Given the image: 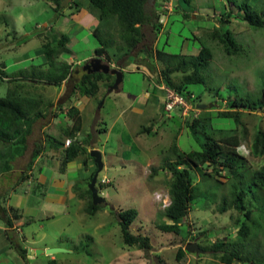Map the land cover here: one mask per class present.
<instances>
[{
  "label": "rangeland",
  "instance_id": "1",
  "mask_svg": "<svg viewBox=\"0 0 264 264\" xmlns=\"http://www.w3.org/2000/svg\"><path fill=\"white\" fill-rule=\"evenodd\" d=\"M72 1L80 3L81 13L70 10ZM174 1L176 4L168 15H163V8L156 12L160 16V22L165 25L163 31L156 35L152 28L144 27L143 41L132 53L135 56L128 62H120L126 70L120 91L111 93L100 103L93 101L92 107L86 110L79 107L83 112V130L79 140H87L88 146L93 143V147L99 148L105 165L99 177H106L112 182L103 188L97 185L107 205L91 216L86 211L88 201L79 199V194L89 188V177L97 168L93 161L90 175L85 176V172L81 171L75 180L76 186L80 187L79 190H73L77 197L70 198L69 192L61 191L65 201L55 196L58 190L51 182L45 187H37V183L35 185L33 177L30 176L28 184L22 187L26 189L34 186L35 189L32 194L25 195L21 189L15 187V176L4 180V176L0 175L1 205H6L7 208L14 206L21 211L37 210L36 216L30 217V220L34 219L32 224L23 225L24 232L20 229L14 233L0 232V264H221L220 253L215 254L204 247L227 241L229 236L231 240H235V219L231 218L232 215L236 217L235 211L222 214L217 210L219 204L202 207V202H199L198 205H193L179 235L165 233L158 228V224L166 220L161 218L166 204L157 200L156 196L160 194L163 200L169 199L171 174L161 171L153 176V169L159 168L165 158L176 159L171 151L175 141L186 152L200 150V143L187 128V119L182 117L178 108L171 113L172 118H168L164 110L165 92L158 87V80L155 78V72H159L161 65L156 60L147 58L143 50L148 47L165 50L170 54L197 55L202 44L209 47L214 58L210 67L202 71L206 82L201 86H192L189 90L202 95L201 103L196 105H207L205 110L210 109V114L216 117L218 111L227 107V99L243 97L246 93L257 94L264 84V28L251 27L241 17H233L230 24L223 25L221 15L227 10L239 12L237 6L246 1L262 15L264 0H236L234 6L228 0H189L188 3L184 0ZM166 3L163 0H149V12H154L156 7H166ZM89 6L90 0H67L64 4L65 12L60 14L46 0H0V17L8 23L7 27L4 20H0V65H4L10 75L38 66L44 62V58L37 55V50L45 42L67 34L71 39L70 53L63 55L62 59L80 62L81 66L78 68L82 70L99 48V42L93 37L99 20L97 13L89 10ZM164 9L167 11L170 7ZM222 25L243 46L241 54L230 57L218 42L209 38L212 31ZM151 67L154 68L153 71ZM79 76L80 73L75 79L78 80ZM74 82L65 85L61 97L60 87L40 85L25 89L23 96L53 101L56 106L48 112L46 119L35 124L33 135L29 137L27 155L22 160L13 162L14 170H26L31 152L36 145L44 143L47 134L59 136L63 129L68 128L69 121L70 126L73 124L71 118L65 114L70 109L66 102ZM10 86L6 82H0V98L6 97ZM109 90L110 88H102L105 91L104 96ZM147 92L152 95L151 99L147 97ZM217 94L220 97L215 99ZM61 105L62 110L59 108ZM131 106L142 110L134 111L131 115V112L125 111ZM214 123L229 130L236 128L231 120L216 118ZM243 123L248 136L242 143V153L248 156L250 168L257 170L264 164V159L252 157L251 145L257 129L264 130V113H245ZM150 126L154 127V133L141 135L136 139V130L141 131L143 127ZM102 128L107 129L108 133H101ZM48 150L47 154L50 155V151L54 149ZM9 174L12 176V172ZM197 174L199 182H202L203 175ZM218 179L225 187L208 181L206 188L209 194L218 196L217 202H220L221 196L230 188L226 178ZM204 188L205 182H202L200 191L207 193ZM50 189L52 192H48ZM16 195L17 200H14ZM62 195L59 197H63ZM128 209L138 210L139 216L133 223L132 230L150 238L151 250H141L124 244L117 214L120 210ZM28 220L25 217V221ZM4 225L3 219H0V226ZM259 240L263 242V248L264 236ZM1 242L5 243L7 249L12 247L13 250H4ZM193 242H197L205 253L187 252L186 246ZM25 246L27 262L21 257V250ZM32 246L40 249L61 248L66 252L32 255L28 253ZM179 249L186 252L180 260ZM263 249L260 251L263 252Z\"/></svg>",
  "mask_w": 264,
  "mask_h": 264
},
{
  "label": "trees",
  "instance_id": "2",
  "mask_svg": "<svg viewBox=\"0 0 264 264\" xmlns=\"http://www.w3.org/2000/svg\"><path fill=\"white\" fill-rule=\"evenodd\" d=\"M46 1L54 5L56 13L65 12L64 4L67 0ZM184 1L189 2V0ZM228 1L232 6L237 3L236 0ZM72 3L70 10L81 13L80 3L77 1H72ZM148 3L149 0H90L89 10L97 13L99 20L98 26L93 32V37L99 42V48L96 49L94 56L101 57L110 63H118V66L123 68L124 66L120 62L124 60L128 62L135 56L132 53L143 41L144 27L152 28L156 35L160 34L165 25L160 22V16L156 15V12H160L161 8H163V14L168 15L170 12L166 11L163 6L156 7L154 12H149ZM237 8L239 12L232 10L228 12L225 8L227 11L221 15L223 25L230 24L233 17H241V20L251 27L264 28V13L260 15L248 1ZM215 16L217 17V14ZM0 20L4 19L0 17ZM4 23L8 27L6 20ZM223 25L216 27L209 38L218 42L228 56L233 57L241 54L243 46L230 30L223 28ZM70 41L69 35L62 34L59 38L55 37L52 41L45 42L36 52L38 56H43L44 62L38 66H32L30 69L21 70L18 74L10 75L7 73L6 67L0 65V82H6L9 86L11 84L6 97L0 98V175L5 178L11 177L9 173L14 169L13 162L28 151L29 137L34 132L35 124L41 119H46L48 112L55 107V103L52 101L23 96L25 89L40 85L62 88L77 80L75 78L79 73L80 76L74 82L73 90L66 102L70 105L66 116L71 118L73 124L63 129L59 136L47 134L46 144L47 149L59 150L63 149L67 138L73 140L63 152L62 170H66L67 165L79 157H85V167L87 161L95 163L88 151V141L80 142L77 139L83 130V118L79 108L71 106V104L75 97H79L76 99L88 98L100 103L102 99L99 98V95L102 88L112 87L115 77L103 73L89 74L82 68L80 70V67L77 69L73 63L63 60L62 56L70 53ZM143 51L147 58L156 60L161 65L159 72H155L158 84L183 96L190 104V115L184 118L187 119V128L200 143V150L186 152L182 151L175 141L171 151L176 159L165 158L159 168L153 169V176H157L161 171L171 174L169 183L171 204L161 212V218L164 217L166 220L159 223L158 228L162 232L179 235L184 220L189 217L193 205L202 202V207H209L217 203L219 204L217 210L220 213L224 214L228 211L237 213L236 217L231 216L232 219H235L233 228L237 231L236 237L235 240H231V236H229L227 241L213 243L212 247H204V249L211 250L215 254L220 253L221 264H235L236 262L264 264L263 242L259 240L261 236H264V164L259 169L253 170L249 166L248 159L237 152V148L248 136L243 123L244 114L257 111L264 113V84L261 85L257 94L246 93L243 97L227 99V107L218 111L216 117L210 114V109L196 115V104L201 103L203 96L189 89L192 86L205 84L202 71L208 69L212 64L214 58L212 50L202 44L197 55L170 54L165 50L148 47ZM151 70L153 71L154 68L151 67ZM219 97L217 94L215 99ZM220 106L223 104L220 103ZM59 108L62 110V105ZM180 110L182 112V109ZM216 118L231 120L235 123L236 128L229 130L224 126L219 127L214 123ZM106 131L105 128L100 130L101 133H106ZM154 131L153 126L143 127L140 134L151 135ZM44 148L43 145L35 146L29 169L41 156ZM251 155L264 159V130L262 128H258L255 133L251 145ZM97 170L98 166L90 175L88 185ZM197 173L203 175L202 182H205L203 190H206L207 193L200 191L202 182H199ZM219 177L227 179L230 190H227L226 193L223 192L222 199L217 202L218 196L209 194L206 184L208 181H213L223 185L220 183ZM28 178V174L25 172L21 182ZM76 188L80 189L79 186ZM79 197L88 201L86 211L91 216L107 205H94L92 192L89 188L80 193ZM5 206H0V214L6 219L8 227L20 229L23 228V225H28V221L23 219L18 209ZM117 216L124 244L141 250H151L150 238L143 234H136L132 230V225L139 216L138 210H120ZM205 233L203 232V234ZM261 248L263 252L260 251ZM185 253L183 249H179L178 260L183 258ZM21 255L26 258L27 249L22 248Z\"/></svg>",
  "mask_w": 264,
  "mask_h": 264
},
{
  "label": "crops",
  "instance_id": "3",
  "mask_svg": "<svg viewBox=\"0 0 264 264\" xmlns=\"http://www.w3.org/2000/svg\"><path fill=\"white\" fill-rule=\"evenodd\" d=\"M61 89H62V91L59 94V97H61L62 96L61 94L64 93L65 86H63ZM146 95H147V97L149 99L152 98V95L149 92H147ZM103 96H104V92L101 91V93H100V99L103 98ZM130 96L132 97L131 99H134L135 100V97L134 96H132V95H130ZM75 99L73 100L71 106H76L78 108L80 107V108H82L84 110L88 109L89 107L91 108L92 107L91 104L94 101V100H90L88 98H80V99H76V100ZM80 108H79V110H80L81 115H82L83 112L81 111ZM140 110H142V109H140ZM140 110H138L134 106H131V107H128V108L125 109V111L131 112V115L133 114L132 112H134V111L139 112ZM122 113L119 115V117H121ZM131 115H130L129 118H131ZM128 121H129V119L126 121V124H128ZM70 124H71V122L69 121L68 126H70ZM97 125H99V124H97ZM106 133H108V130L106 131ZM80 135H82V133ZM134 136L136 137V139H139V137L141 136L140 131L136 130L134 132ZM46 139L47 138H44V143L42 144L43 146H45V148H44L45 150L42 152L41 156H39L37 158V160L35 161V163H34V165H33V167L31 169H29V167H30L29 165L31 163L32 154H33V151L34 150L31 152V157H30L29 162L26 165V167H27L26 170H23L22 169V170L16 171V170L13 169L12 176L11 177L12 178H13V176L16 177L15 187H17L18 189H21L22 192H24L25 195L32 194L34 192V189H35V188H33L34 186L33 187L29 186L26 189H24V187H22L25 184H28L27 181L29 180V178L31 176V177H33L32 178V181L35 183V185L37 183V187H40V186L41 187H45V185L48 184L49 182H51L52 184H54L53 187L58 190L55 196L59 200H63V201L66 200V198L62 194H60L61 191H63V190L69 192L70 198L77 197L76 194L73 192L74 188L77 187L76 186L77 185V182L75 180H77V178L79 176V172H81V171L82 172H85V176L86 175L88 176V174L92 170V163H91V161H87V166L85 167L84 166L85 157H79L78 159L80 161H78V159H76L75 161H73V162H71V163H69L67 165L66 170H62L61 169V163H62V158H63V152L67 148V146H64L63 149H59V150L54 149L52 152L50 151V155H48L47 152L49 150L47 149ZM93 140L94 139H92V141ZM94 142H96V141L94 140ZM92 144L93 143H89V145H90L89 146V150L91 149V147H92V149H98L99 150V148H97L96 146L93 147ZM26 155H27V152L25 153V155L17 158V160H22L23 158H25ZM27 170L29 172H27ZM25 172L28 174V177L29 178L27 180H25L24 182H21V178H22L23 175H25ZM8 178H10V177H8ZM5 179H7V178L4 177V180ZM23 190H25V191H23ZM48 192H52V189H50ZM60 195H62L63 197H59ZM15 199L17 200V195L15 196L14 200ZM19 199H18V203H20V200ZM79 199L81 201H84V202L86 200V199H81L80 197H79ZM10 207H13L15 209H18L19 212H20V214L23 216V219L24 220H25V217L27 219H29L28 222H27V224L28 225H31L32 224V222L34 221V219H31L30 220V217H31V215L36 216V212H37L36 209L35 210L32 209V210H28V211H23V210L21 211L20 208H17V207H14V206H10ZM0 219H3V221L5 222V225L4 226H0V232L3 233V232L11 231L12 233H14V231H18V229H16L15 227H13V228L8 227L6 225V219L1 214H0ZM41 229H44V227L41 226ZM20 231L24 232V229L23 228H20ZM9 240L11 241L10 238H9ZM25 241H27V240L25 239ZM4 245H5V243L1 242V246H2V248L4 250H9V251L10 250H13L12 247L10 249H7ZM24 249H27V247L25 246ZM30 249L38 250L40 248L39 247H33L32 246V247H30ZM46 249H49V247L42 248L40 250H46ZM22 258L24 259L25 262H27V260H26L25 257H22Z\"/></svg>",
  "mask_w": 264,
  "mask_h": 264
},
{
  "label": "water",
  "instance_id": "4",
  "mask_svg": "<svg viewBox=\"0 0 264 264\" xmlns=\"http://www.w3.org/2000/svg\"><path fill=\"white\" fill-rule=\"evenodd\" d=\"M89 74L95 73H103L105 75H112L115 77V82L113 86L110 88L108 94L114 93L120 90L121 85L124 81V72L121 69L112 68L109 63H107L103 58L95 57L91 59L83 68ZM197 108L199 110H204L207 108V105H198ZM91 157L94 158L95 163L98 166V170L95 173L90 185L89 189L92 192L93 203L94 205H102L106 203V200L99 196L98 189L96 187L98 178L101 172L104 170L105 165L103 163V154L99 150H92ZM186 251L190 253L204 254L205 251L200 248L197 242L189 243L186 246ZM59 252H66L64 249L55 248V249H46V250H33L29 249L28 253L32 255H42V254H56Z\"/></svg>",
  "mask_w": 264,
  "mask_h": 264
},
{
  "label": "clouds",
  "instance_id": "5",
  "mask_svg": "<svg viewBox=\"0 0 264 264\" xmlns=\"http://www.w3.org/2000/svg\"><path fill=\"white\" fill-rule=\"evenodd\" d=\"M163 1H165V2H167L166 3V7L165 8H169L170 7V9H168V11L169 12H172V9L174 8V4H176V2L174 1V0H163ZM179 5V4H178ZM72 12H73V10H71ZM164 15V14H163ZM144 35V34H143ZM95 57H97V56H94L93 58H95ZM92 58V59H93ZM101 58V57H100ZM105 60V59H104ZM90 60H88L87 62H86V64L89 62ZM106 61V60H105ZM70 62V61H69ZM70 63H73L74 65H75V67L77 66V68H78V66H81V63L80 62H75L74 61V59H73V61L72 62H70ZM107 63H109L110 65H111V67L114 69V68H116L115 67V63H110V62H107ZM85 64V65H86ZM116 69H121L123 72L124 71H126L125 69H124V67H123V69L122 68H116ZM158 87L162 90V91H165V97H166V101H165V108H164V110H165V112H166V114H167V116H168V118H172V116H171V113L175 110V109H182V112H181V114H182V116L183 117H188L189 115H190V112H189V114L188 115H184V113H183V108L181 107H176L172 112H168V111H166V104H167V95H168V90H170V89H168V88H166L165 86H160L159 84H158ZM121 88V87H120ZM106 90V89H105ZM120 90H118V92H119ZM170 91H172V90H170ZM105 92V91H104ZM117 92V91H116ZM174 92V91H173ZM175 93V92H174ZM177 94V93H176ZM108 95V96H107ZM107 95H105L103 98L106 100L108 97H109V95L110 94H108L107 93ZM178 95V94H177ZM183 97V96H182ZM99 98H100V95H99ZM103 98H101V99H103ZM184 98V97H183ZM54 103V102H53ZM188 103V102H187ZM188 105L190 106V104L188 103ZM55 106H56V104H55ZM205 110V109H204ZM204 110H200L199 111V109L196 107V115H198L201 111H204ZM181 111V110H180ZM199 111V112H198ZM66 115V114H65ZM81 134V133H80ZM80 134L78 135V137H77V139L79 140V136H80ZM80 141V140H79ZM73 142V140L71 139V138H67L66 140H65V145L64 146H67V148L70 146V144ZM81 142V141H80ZM91 145V144H90ZM89 145V146H90ZM243 145V144H242ZM242 145L241 146H239L238 148H237V152L240 154V155H242V156H244V157H246V158H248V156L246 155V153H242ZM89 146H88V151H89V153H90V155H91V151L92 150H98V149H92V147H91V149L89 150ZM100 151V150H99ZM94 159V158H93ZM91 163H92V161H91ZM97 172V171H96ZM103 179H105L106 181H109L107 184H103L102 183V180ZM100 185V187H106V186H109V185H111L112 184V182L110 181V180H108V179H106V177H104V178H98V182H97V185ZM90 185V184H89ZM97 185H96V187H97ZM98 189V188H97ZM98 193H99V189H98ZM99 196L100 197H102L101 195H100V193H99ZM103 198V197H102ZM156 198H157V200H159L160 202H164V204H166V206H165V208L166 207H168V206H170V204H171V199H170V196H169V199H167V200H163L162 199V195H160V194H157V196H156ZM104 204H107V202L106 203H104ZM103 205V204H102Z\"/></svg>",
  "mask_w": 264,
  "mask_h": 264
},
{
  "label": "built area",
  "instance_id": "6",
  "mask_svg": "<svg viewBox=\"0 0 264 264\" xmlns=\"http://www.w3.org/2000/svg\"><path fill=\"white\" fill-rule=\"evenodd\" d=\"M176 107H182L184 115H188L191 111V106L188 105L187 101L180 95H177L173 91L168 90L166 111L172 112ZM109 181L102 180L103 184H107Z\"/></svg>",
  "mask_w": 264,
  "mask_h": 264
},
{
  "label": "flooded vegetation",
  "instance_id": "7",
  "mask_svg": "<svg viewBox=\"0 0 264 264\" xmlns=\"http://www.w3.org/2000/svg\"><path fill=\"white\" fill-rule=\"evenodd\" d=\"M119 64L117 63L116 65H115V67L116 68H122L121 66H118ZM123 69V68H122ZM111 88V87H110Z\"/></svg>",
  "mask_w": 264,
  "mask_h": 264
}]
</instances>
